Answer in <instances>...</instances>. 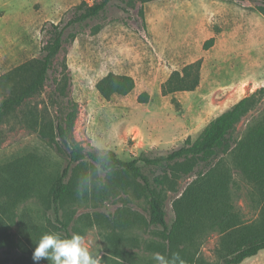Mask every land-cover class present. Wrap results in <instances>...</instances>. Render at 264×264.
<instances>
[{
	"label": "rangeland",
	"instance_id": "rangeland-1",
	"mask_svg": "<svg viewBox=\"0 0 264 264\" xmlns=\"http://www.w3.org/2000/svg\"><path fill=\"white\" fill-rule=\"evenodd\" d=\"M99 1L0 0V166L24 155L37 157L44 170L42 193L21 203L18 211L27 208L31 214L45 215L59 233L63 231L54 219L50 188L70 162V146L63 138L52 143L44 139L39 124L58 120L52 85L65 62L73 78L69 95L79 103L75 138L87 149H113L122 159L143 152L165 154L185 145L187 139L195 141L221 113L210 99L215 88L227 85L226 92L231 93L242 77H264V15L257 8L258 0H111L100 17L66 29L65 37L73 31L77 36L69 37L53 58L47 84L34 86L41 66L38 60L46 53L55 26L68 24L83 2ZM141 7L147 34L139 33L135 24ZM98 24L102 28L93 34ZM211 37L215 44L204 50ZM193 57L204 60L201 87L163 95L162 69L175 67L171 60L177 63ZM111 71L133 75L137 90L149 92L150 101L139 102L135 93L104 99L97 81ZM251 93L249 88L239 90L242 95ZM263 111L264 98L239 123L235 136L241 137ZM222 164L233 172L231 192L236 209L246 220L255 219L261 207L256 189L236 170L231 155H225ZM203 166L200 162L190 175L175 178L174 188L162 187L169 225L176 219L175 200ZM144 171L151 177L161 173L147 166ZM71 172L77 197L65 202L61 216L73 235L85 237L101 264H111L112 259L161 264L154 258L157 252L166 259L158 250L168 246L160 233L162 227L147 222L149 199L141 179L120 170L109 175L89 160L80 167L72 165ZM9 225L7 230L18 238V223ZM220 239L218 230L201 238L197 254L205 264L219 261ZM16 257V252L0 247V264H14ZM240 264H264V249Z\"/></svg>",
	"mask_w": 264,
	"mask_h": 264
},
{
	"label": "trees",
	"instance_id": "trees-1",
	"mask_svg": "<svg viewBox=\"0 0 264 264\" xmlns=\"http://www.w3.org/2000/svg\"><path fill=\"white\" fill-rule=\"evenodd\" d=\"M150 0H142L147 2ZM258 10L264 15V0H258ZM111 0H101L94 4L83 2L79 5V14L65 26L56 25L47 44L46 53L38 60L41 64L34 86L45 85L49 80V71L55 58L62 50L68 38L74 39L77 32H70L65 37L66 29L82 26L90 19L100 17ZM144 7L138 10L135 24L138 32L148 33ZM102 26L96 25L92 32L98 33ZM215 37L207 39L204 50L215 44ZM203 58L175 69L169 78L161 84L163 95L180 91H194L202 79ZM73 78L67 62L60 75L53 82L55 102L59 115L56 122L39 124V133L49 142L65 139L70 146V162L50 188V198L55 221L59 224L55 232V223L43 214H31L27 208L18 211L20 204L36 193H42L44 170L37 157L24 155L16 157L0 166V247L16 252L14 264H35L33 252L42 235L56 233L61 238H71L73 233L61 216V209L69 199L77 197V189L72 178V165L80 167L88 160L98 169L109 175L122 171L143 182V189L149 199L147 222L154 227H162V237L167 242V249L161 250L166 255L168 264H205L197 251L201 238L211 230L221 234L216 249L219 261L215 264H240L245 259L257 255L264 249V111L261 117L249 124L241 137H236L239 123L255 110L264 98V86L243 97L227 111L212 119L195 140H186V144L165 154L150 156L143 152L132 159H122L113 149H87L74 136L79 115V103L69 95ZM137 86L131 74L109 72L102 77L97 88L101 96L111 100L116 94L126 96ZM151 95L144 91L138 96L139 102H149ZM231 155L236 170L240 171L253 185L261 204L259 215L253 220H246L236 209L232 199L231 186L233 172L222 164V158ZM200 162L204 163L198 171V177L185 189L181 197L174 202L176 219L169 225L167 221L166 197L162 194L164 185L174 188V180L193 173ZM161 171L151 177L144 171V166ZM45 219V220H44ZM18 223V238L10 231V223ZM47 259L38 262L41 264ZM111 264H127L120 259H112ZM213 264V263H209Z\"/></svg>",
	"mask_w": 264,
	"mask_h": 264
},
{
	"label": "clouds",
	"instance_id": "clouds-1",
	"mask_svg": "<svg viewBox=\"0 0 264 264\" xmlns=\"http://www.w3.org/2000/svg\"><path fill=\"white\" fill-rule=\"evenodd\" d=\"M154 258L161 264H168L159 252ZM35 264L47 259L51 264H101V258L90 252L85 237L74 234L71 238H61L56 233H45L40 238L32 255Z\"/></svg>",
	"mask_w": 264,
	"mask_h": 264
},
{
	"label": "crops",
	"instance_id": "crops-1",
	"mask_svg": "<svg viewBox=\"0 0 264 264\" xmlns=\"http://www.w3.org/2000/svg\"><path fill=\"white\" fill-rule=\"evenodd\" d=\"M197 59H199V58L193 57V58H189L188 60H185V61L177 60L176 61L177 63H175V62H173L171 60L170 64H175V67H169L168 70L162 69V72L165 73V77L161 81V83L166 81L169 78L170 74L175 69H179V68L183 67L185 64L193 62V61H196ZM98 81H97V83H98ZM202 82H203V78H202V81H201V85L203 84ZM228 83L231 84V82H228ZM235 83H236V87H235L236 89L233 92H231V93L226 92V89L229 87L227 85L219 86V87L215 88L211 92V98L210 99H213V101H215L214 102V106L215 107H220L221 108V113L220 114H222L223 112L227 111L231 106H233L235 103H237L243 97L247 96V95L239 94V90L243 89V92H246L248 90V88H249L251 92H254L259 87L264 86V77L263 78L259 77L257 79H255L253 77H242V78L236 80ZM201 85L197 89H199L201 87ZM137 89H138V87H136L131 92V94L135 93V97H138L141 94V91H138ZM131 129H129V130H131ZM145 138H147V137L145 136Z\"/></svg>",
	"mask_w": 264,
	"mask_h": 264
}]
</instances>
